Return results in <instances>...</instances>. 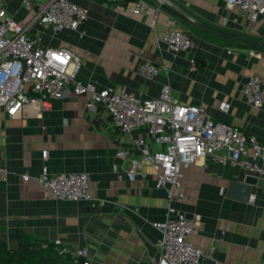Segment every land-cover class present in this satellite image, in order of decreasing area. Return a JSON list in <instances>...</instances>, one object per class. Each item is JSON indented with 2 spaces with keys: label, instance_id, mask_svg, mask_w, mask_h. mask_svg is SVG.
Segmentation results:
<instances>
[{
  "label": "crops",
  "instance_id": "crops-1",
  "mask_svg": "<svg viewBox=\"0 0 264 264\" xmlns=\"http://www.w3.org/2000/svg\"><path fill=\"white\" fill-rule=\"evenodd\" d=\"M21 1L2 3L9 15L25 24L45 0H35L29 8ZM71 1L89 10L81 31L53 32L35 25L29 35L39 37L42 45L67 47L77 54V80L91 82L97 90L125 85L142 99L158 96L169 84L172 97L202 106L214 121L239 126L264 146V108L251 107L239 90L255 73L264 91V15L251 21L224 0H166L151 26V16L132 13L135 0ZM144 1L150 7L157 4ZM177 27L191 36V52L173 54L162 41L166 31ZM191 57H198L197 69L190 66ZM145 61L159 67L152 79L137 70ZM222 103L226 112L220 109ZM135 139L153 150L160 147L144 128L120 133L105 107L87 109L85 97L75 95L72 85L40 118L31 109L15 118L0 109V160L10 171L8 180L0 183V238L16 246L17 232L22 231L34 239H58L71 251L86 247L91 264H155L161 234L152 224L166 220L167 199L165 191L155 187L149 164L141 162L136 177L128 179L131 159H140ZM43 149L48 150L51 173H87L90 191L103 202L93 206L58 200L34 179L22 180L23 173H40ZM117 150L127 156L117 158ZM246 174L209 157L183 171L184 197L172 205L188 217L201 216L188 240L204 250L203 264L264 262L262 180L251 188L254 201L227 196L229 182Z\"/></svg>",
  "mask_w": 264,
  "mask_h": 264
},
{
  "label": "built area",
  "instance_id": "built-area-1",
  "mask_svg": "<svg viewBox=\"0 0 264 264\" xmlns=\"http://www.w3.org/2000/svg\"><path fill=\"white\" fill-rule=\"evenodd\" d=\"M165 1L157 0V4L150 7L144 0H135L131 11L151 16L150 25L153 26L161 3ZM21 2L25 8L35 4V0ZM224 2L247 14L251 21H257L264 15V0ZM88 15V8L71 0H45L29 20L21 24L9 15L0 0V109L9 118L25 115L27 109H31L34 117L40 118L50 109L52 101L62 97L72 85L75 95L85 97L87 109L95 105L104 106L120 133L129 134L144 128L160 147L153 150L142 139H135L134 146L140 159H131L127 177L134 179L141 162L147 163L155 174V187L163 189L166 194V220L152 224L161 234L159 258L155 264H203L204 250L188 240L201 216L194 214L188 217L172 205L173 200L184 197L183 171L198 159L209 157L214 162L235 165L256 176L262 180L264 190V146L239 126L214 121L202 106L182 103L172 97L169 84L161 87L158 96L142 99L125 85L97 90L91 82L82 83L75 77L81 62L77 54L67 47L42 45L39 37L29 35L35 25L50 28L53 32L66 29L81 31ZM162 41L173 54L194 49L191 36L179 27L166 31ZM250 54L258 55L253 51ZM189 62L195 68L193 57ZM137 70L143 77L152 79L158 74L159 67L152 61H145ZM239 90L251 107L264 108V91L259 75L251 74ZM220 109L226 112L228 107L222 103ZM126 156V151H116L117 158ZM41 158L40 173L34 177L23 173L20 176L22 180L34 179L58 200L88 201L93 206L103 202L90 191L87 173L54 174L46 164L47 149L41 151ZM9 174L8 167L0 160V183L6 182ZM249 199L254 201V195ZM53 243L58 254L71 255L74 264H91L86 247L71 251L61 246L58 239Z\"/></svg>",
  "mask_w": 264,
  "mask_h": 264
},
{
  "label": "trees",
  "instance_id": "trees-1",
  "mask_svg": "<svg viewBox=\"0 0 264 264\" xmlns=\"http://www.w3.org/2000/svg\"><path fill=\"white\" fill-rule=\"evenodd\" d=\"M126 1L132 0H124V3ZM194 61L197 69L201 63L198 57H194ZM0 264H74V258L69 254H58L53 241L30 238L18 231L16 246H10L0 238Z\"/></svg>",
  "mask_w": 264,
  "mask_h": 264
},
{
  "label": "water",
  "instance_id": "water-1",
  "mask_svg": "<svg viewBox=\"0 0 264 264\" xmlns=\"http://www.w3.org/2000/svg\"><path fill=\"white\" fill-rule=\"evenodd\" d=\"M161 6L166 8L164 3H161ZM257 182L258 178L251 174H246L240 181H230L228 184L227 196L246 202L252 194V186L256 185Z\"/></svg>",
  "mask_w": 264,
  "mask_h": 264
},
{
  "label": "rangeland",
  "instance_id": "rangeland-1",
  "mask_svg": "<svg viewBox=\"0 0 264 264\" xmlns=\"http://www.w3.org/2000/svg\"><path fill=\"white\" fill-rule=\"evenodd\" d=\"M3 1H4V0H3ZM12 5L15 6V7H17L18 10H19V6H20V4H19L18 1H14V2H12ZM9 10H10V9H9ZM20 12L23 13V11H22L21 9H20ZM14 20H15L16 22H18V23H20V21H21V20H18L16 17H14Z\"/></svg>",
  "mask_w": 264,
  "mask_h": 264
}]
</instances>
